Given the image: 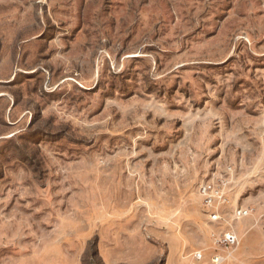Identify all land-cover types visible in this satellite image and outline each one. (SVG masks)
<instances>
[{
	"label": "rangeland",
	"instance_id": "obj_1",
	"mask_svg": "<svg viewBox=\"0 0 264 264\" xmlns=\"http://www.w3.org/2000/svg\"><path fill=\"white\" fill-rule=\"evenodd\" d=\"M211 181L256 253L264 0H0V264L208 255Z\"/></svg>",
	"mask_w": 264,
	"mask_h": 264
},
{
	"label": "built area",
	"instance_id": "obj_2",
	"mask_svg": "<svg viewBox=\"0 0 264 264\" xmlns=\"http://www.w3.org/2000/svg\"><path fill=\"white\" fill-rule=\"evenodd\" d=\"M198 193L209 221L214 224L226 223V229L221 231V235L215 240V247L208 255L204 250L194 251L185 257L184 264H230V254L240 246L241 242L233 224L249 217L250 212L247 209L236 208L232 210L230 222L225 213L229 205L227 190L224 184L216 181L202 184Z\"/></svg>",
	"mask_w": 264,
	"mask_h": 264
},
{
	"label": "crops",
	"instance_id": "obj_3",
	"mask_svg": "<svg viewBox=\"0 0 264 264\" xmlns=\"http://www.w3.org/2000/svg\"><path fill=\"white\" fill-rule=\"evenodd\" d=\"M239 239L242 241V235L237 232ZM250 238H246L245 243L230 254V264H264V247L251 251L248 249Z\"/></svg>",
	"mask_w": 264,
	"mask_h": 264
}]
</instances>
